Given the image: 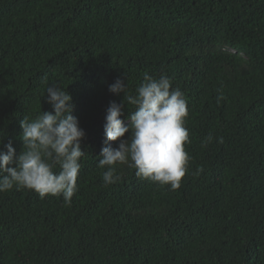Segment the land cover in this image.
Listing matches in <instances>:
<instances>
[{"label":"trees","instance_id":"trees-1","mask_svg":"<svg viewBox=\"0 0 264 264\" xmlns=\"http://www.w3.org/2000/svg\"><path fill=\"white\" fill-rule=\"evenodd\" d=\"M145 74L187 102L176 189L128 164L105 184L98 165L124 96L109 85L135 96ZM49 84L71 93L86 132L78 191L0 192V264H264V0H0L3 145L22 151L20 121L53 111Z\"/></svg>","mask_w":264,"mask_h":264},{"label":"clouds","instance_id":"clouds-1","mask_svg":"<svg viewBox=\"0 0 264 264\" xmlns=\"http://www.w3.org/2000/svg\"><path fill=\"white\" fill-rule=\"evenodd\" d=\"M127 89L121 78L109 85L110 92L124 96L123 102L111 101L106 110L105 146L98 161L99 167L107 169L102 174L104 183H115L119 179L115 166L128 164L136 169L138 177L179 188L191 160L185 148L191 141L183 92L173 88L171 78L163 74L159 78L145 74L135 96ZM46 98L53 111H43L35 119L24 116L20 121L22 151L17 153L11 141L3 145L0 137V192L27 188L41 198L62 195L66 203H71L78 191L80 159L84 155L81 140L86 132L73 115L69 91L49 84ZM128 105L136 108L125 118L130 121L126 124L122 116ZM126 133L130 137L122 139ZM211 140L209 136L206 142ZM110 141H119L118 147H112ZM57 164L58 172L54 171Z\"/></svg>","mask_w":264,"mask_h":264}]
</instances>
